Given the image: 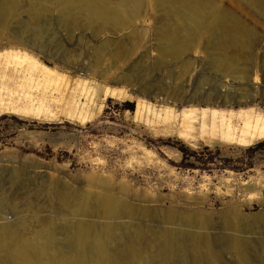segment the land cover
Returning <instances> with one entry per match:
<instances>
[{
	"label": "rangeland",
	"instance_id": "1",
	"mask_svg": "<svg viewBox=\"0 0 264 264\" xmlns=\"http://www.w3.org/2000/svg\"><path fill=\"white\" fill-rule=\"evenodd\" d=\"M169 1L0 0V224L28 239L51 228L67 257L81 222L90 264L103 225L110 264H264V137L209 144L163 122L196 104L174 92L198 86L217 85L233 102L221 107L264 112V0H205L200 31L175 53L165 40L181 4ZM235 21L242 43L229 40L243 34ZM220 53L249 63L248 88L213 65Z\"/></svg>",
	"mask_w": 264,
	"mask_h": 264
},
{
	"label": "bare ground",
	"instance_id": "2",
	"mask_svg": "<svg viewBox=\"0 0 264 264\" xmlns=\"http://www.w3.org/2000/svg\"><path fill=\"white\" fill-rule=\"evenodd\" d=\"M128 1L129 0H123L125 4H127ZM163 3L167 5L173 4V2L169 0H163ZM174 3L181 4L180 14L177 15L178 17L176 18L179 27L176 25L177 27L174 30L168 31V40L165 41H168L166 43V47H168L166 50L175 53L181 48L186 47L187 43L200 31L203 25L201 19L206 16L205 10L208 2H205V0H175ZM88 6L91 7L89 9L90 18L99 17L104 19L105 12L102 8L97 7L95 4H88ZM177 13L179 12L177 11ZM222 18L225 21L232 18V16L223 13ZM241 27H243L241 30L243 34L236 30H240ZM181 28H185L186 33H183L184 31ZM227 28L233 36L235 35L233 34L235 31L240 33V35L229 40L234 41V39H236L238 43H242L241 41L245 37L243 35L247 32L246 27L235 21L234 23H228ZM223 34L224 38L219 39L218 43L226 44L228 40L225 37V32ZM216 39L218 38L216 37ZM236 59L237 58L226 57L220 53L213 61V65L224 71L236 68L240 75H236L235 72V74L232 75L236 79H239L244 87H247V85H249V70L246 69V66L249 65V63L246 61L240 62ZM199 82H201V78ZM172 98L174 104L184 100L194 101L196 103L192 106H186L181 110L174 107L166 109L163 122L172 131L178 132L182 136L193 139L200 138L209 144H214L218 141L244 144L264 137V112H261L259 107H252L249 109H234L228 108L227 106H225V108L223 106L221 107L219 105L220 102H223V105H225L226 102L232 105L233 102L226 100L217 85H211L210 88H200V86H198L194 88L190 94L174 92ZM159 100H161V97ZM211 103L215 106L213 105L206 108L199 106L203 104L209 105ZM14 173L18 176L20 171L15 170ZM63 199H65L64 195ZM100 202H102V206L108 214L113 216L119 213L120 209L113 199H105ZM72 228L71 246L74 253H72L71 256L65 257V254H62V252H60L61 250L58 249L54 235L50 234L55 230L51 228L45 229L35 237L33 236V238L28 239L21 234L20 230L14 228L12 223L5 219L2 220L0 224V264H90L89 260H83L84 255L82 251L88 244L85 247L86 252L84 253L90 256L91 250L89 251L90 246L87 229L81 222H78L75 226H72ZM102 231L106 233L107 237L104 239L99 235L93 237L92 251L96 257L93 264H110L111 262V260L105 257L104 250L107 249L106 239L111 236L112 227L110 225H103ZM157 240L160 246H162V250L165 251L169 249L170 240H168V244L165 243L162 237L159 238L158 236ZM206 241L207 240H205V242ZM138 252L133 245L129 243V253L131 256L134 258L138 257ZM59 253L62 257L58 259L56 256Z\"/></svg>",
	"mask_w": 264,
	"mask_h": 264
},
{
	"label": "trees",
	"instance_id": "3",
	"mask_svg": "<svg viewBox=\"0 0 264 264\" xmlns=\"http://www.w3.org/2000/svg\"><path fill=\"white\" fill-rule=\"evenodd\" d=\"M131 109L134 110L135 109V106L132 104L131 106ZM264 145V140H261L259 141L257 144H256V147H261Z\"/></svg>",
	"mask_w": 264,
	"mask_h": 264
}]
</instances>
